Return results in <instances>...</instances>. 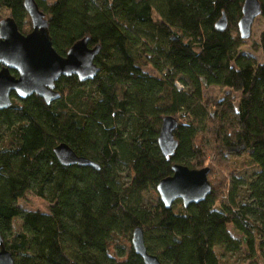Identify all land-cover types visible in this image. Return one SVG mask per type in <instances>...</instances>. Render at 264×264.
I'll list each match as a JSON object with an SVG mask.
<instances>
[{"label":"trees","instance_id":"obj_1","mask_svg":"<svg viewBox=\"0 0 264 264\" xmlns=\"http://www.w3.org/2000/svg\"><path fill=\"white\" fill-rule=\"evenodd\" d=\"M35 1L57 52L88 37L100 45V70L86 81L61 76L50 103L12 93L0 109V234L14 264H144L131 242L137 226L164 264H221L217 247L242 244L264 262V61L241 50L244 0ZM0 7L21 32L32 29L24 0ZM223 12L228 25L219 30ZM253 49L264 54V31ZM211 86L228 92L204 96ZM167 115L178 120L170 157L158 144ZM62 142L99 168L62 164L54 153ZM211 155L227 171L220 183L210 163L211 193L167 208L160 180L175 163L202 168ZM231 158L254 166L251 176L241 179ZM29 190L48 211L21 208Z\"/></svg>","mask_w":264,"mask_h":264},{"label":"water","instance_id":"obj_2","mask_svg":"<svg viewBox=\"0 0 264 264\" xmlns=\"http://www.w3.org/2000/svg\"><path fill=\"white\" fill-rule=\"evenodd\" d=\"M24 5L32 23V29L28 33L20 31L12 16L0 20V109L11 105L12 93L22 99L36 94L50 103L60 97L56 82L61 76L76 75L79 80L86 81L93 79L100 70L95 62L100 50L99 44L89 46L88 37H84L75 42L66 55L59 54L52 44L45 13L35 0H24ZM261 12L259 0H244L242 16L238 21L239 33L243 39L251 37L252 25ZM227 25L228 19L223 12L216 28L225 30ZM177 125L176 117L167 115L163 118L158 144L166 157L173 155L178 146V140L174 136ZM54 153L64 165H90L99 168L96 162L78 155L65 142L58 144ZM172 170L173 173L161 179L157 185L160 199L167 208L178 199L184 206L198 203L211 193L209 166L191 168L175 163ZM131 242L135 252L143 258L144 264H164L157 255L148 251L141 226L135 227ZM0 264H14L13 255L5 247L1 234Z\"/></svg>","mask_w":264,"mask_h":264},{"label":"rangeland","instance_id":"obj_3","mask_svg":"<svg viewBox=\"0 0 264 264\" xmlns=\"http://www.w3.org/2000/svg\"><path fill=\"white\" fill-rule=\"evenodd\" d=\"M9 15V12L6 8L0 7V16L2 18H5ZM264 31V17L258 16L253 25H252V35L249 39L245 40V43L241 46V50L244 52L252 53L256 56V58L259 61H264V54L261 50H254L253 44H257L260 41V35L261 32ZM228 92V89H223L218 86H211L209 88L203 89V94L206 97H222L224 94ZM235 96L239 97V94L235 93ZM215 157L213 155L210 156V159L206 162L205 166H209L208 164L211 163L212 166V179L215 178L216 183H220L222 176H225L227 173L224 165L221 163H213V159ZM232 167L235 170V167H241V170H239V175L242 177L241 179H247L249 176H251L252 172L255 170L254 166L249 165V163L245 159H238L235 160V158H231ZM126 178H123V181H125ZM219 187V184L217 185ZM220 189V187H219ZM246 191V187L242 188V192L244 193ZM146 203H152L153 202V193H149L145 200ZM19 204L22 209L27 210H41V211H48L49 209V202L45 199H42L34 194L32 191H27L25 196L19 200ZM21 226V220L16 218L14 220V229L17 230ZM228 229L230 233L236 237L241 238V233L234 229V227L229 224ZM121 245L123 247H126L125 243L121 241ZM217 252L221 259V264H256L257 260L259 261L258 264H263V260L261 257L253 258L250 255V252L246 250V247L244 244L241 245V249L237 252H229L226 251L223 247H217Z\"/></svg>","mask_w":264,"mask_h":264}]
</instances>
